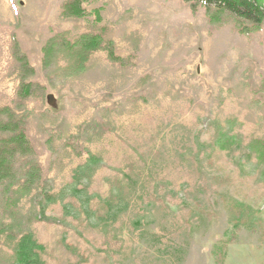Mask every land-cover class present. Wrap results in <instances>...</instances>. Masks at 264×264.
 <instances>
[{
	"label": "rangeland",
	"instance_id": "1",
	"mask_svg": "<svg viewBox=\"0 0 264 264\" xmlns=\"http://www.w3.org/2000/svg\"><path fill=\"white\" fill-rule=\"evenodd\" d=\"M71 1L0 0V120L35 151L0 184V264L26 234L38 264H264V23L246 33L185 0H78L81 15ZM84 33L113 55L78 62L60 41Z\"/></svg>",
	"mask_w": 264,
	"mask_h": 264
},
{
	"label": "trees",
	"instance_id": "2",
	"mask_svg": "<svg viewBox=\"0 0 264 264\" xmlns=\"http://www.w3.org/2000/svg\"><path fill=\"white\" fill-rule=\"evenodd\" d=\"M190 2L192 7L196 5H203L209 13H216L218 16L227 13L230 16L242 20L248 26L242 28L246 33L258 30L264 23V0H185ZM65 11L73 15H81L82 8L78 0H73L65 5ZM58 37V36H57ZM53 37L48 41L44 47V61L47 63L54 54V39ZM62 45H67L72 51H76V58L80 63H85L89 55L99 49H107L109 55H113L112 48L103 45L101 36L91 33L82 34L74 43L61 39ZM25 66L29 64L25 62ZM30 67V66H28ZM33 83L23 82L19 89V96L26 97L31 94ZM35 153L29 138L26 135L24 128L18 121L8 119L6 121L0 120V184L4 185L7 182H12L17 174L15 164L18 157H30ZM92 159V157L90 158ZM31 163L28 167L21 168L25 175L22 182V188L25 191L31 192L33 184L40 174V168L36 161L30 159ZM13 184V183H11ZM34 244V245H33ZM37 243L32 240L30 234L21 237L18 250H16V263L15 264H38L40 262L39 254L35 247Z\"/></svg>",
	"mask_w": 264,
	"mask_h": 264
}]
</instances>
